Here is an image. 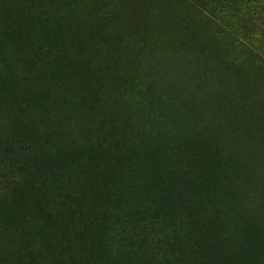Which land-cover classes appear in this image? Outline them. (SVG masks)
Wrapping results in <instances>:
<instances>
[{
  "label": "rangeland",
  "instance_id": "obj_1",
  "mask_svg": "<svg viewBox=\"0 0 264 264\" xmlns=\"http://www.w3.org/2000/svg\"><path fill=\"white\" fill-rule=\"evenodd\" d=\"M189 263L264 264V0H0V264Z\"/></svg>",
  "mask_w": 264,
  "mask_h": 264
},
{
  "label": "trees",
  "instance_id": "obj_2",
  "mask_svg": "<svg viewBox=\"0 0 264 264\" xmlns=\"http://www.w3.org/2000/svg\"><path fill=\"white\" fill-rule=\"evenodd\" d=\"M136 191H138V190L135 189V191H134L135 194H136ZM152 199L154 201L153 204H155L159 208H162L163 204H165L164 200H159V197L157 195L153 196V194H152ZM118 215L120 216V219H125L129 215V212L123 213V211H118ZM138 217H139V219H138L139 221L143 222L144 224L148 223V218H146L145 216L141 215V216H138ZM189 264H193V263H189Z\"/></svg>",
  "mask_w": 264,
  "mask_h": 264
}]
</instances>
